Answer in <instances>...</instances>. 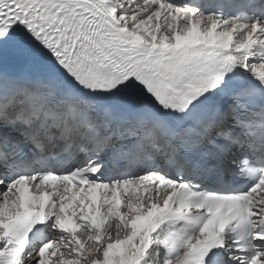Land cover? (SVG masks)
<instances>
[{"label":"snow or ice","instance_id":"6c2138e0","mask_svg":"<svg viewBox=\"0 0 264 264\" xmlns=\"http://www.w3.org/2000/svg\"><path fill=\"white\" fill-rule=\"evenodd\" d=\"M0 264H264V0H0Z\"/></svg>","mask_w":264,"mask_h":264}]
</instances>
